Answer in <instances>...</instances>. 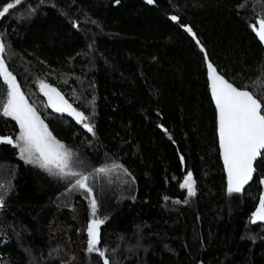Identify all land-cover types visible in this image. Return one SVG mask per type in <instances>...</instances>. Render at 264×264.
<instances>
[{
	"label": "trees",
	"instance_id": "trees-1",
	"mask_svg": "<svg viewBox=\"0 0 264 264\" xmlns=\"http://www.w3.org/2000/svg\"><path fill=\"white\" fill-rule=\"evenodd\" d=\"M261 19L264 0H20L0 17V58L53 136L83 157L78 172L106 160L119 171L114 191H96L94 217L77 194L59 200L78 177L47 174L0 142V264H59L52 221L60 213L75 234L77 201L82 226L104 220L105 257L86 251L80 264H264V223L250 220L264 196V159L241 192H228L204 68L206 58L264 96V43L251 27ZM40 81L94 134L46 106ZM6 89L0 77V138L15 141L18 125L2 115ZM189 172L194 196L181 187Z\"/></svg>",
	"mask_w": 264,
	"mask_h": 264
},
{
	"label": "snow or ice",
	"instance_id": "snow-or-ice-1",
	"mask_svg": "<svg viewBox=\"0 0 264 264\" xmlns=\"http://www.w3.org/2000/svg\"><path fill=\"white\" fill-rule=\"evenodd\" d=\"M119 2V0H117ZM153 3V0H147ZM9 3L0 17L19 4ZM172 20L178 17L172 16ZM251 27L261 42H264V19ZM191 32V28L187 29ZM5 51L0 43V53ZM210 90L218 110V136L222 150L223 162L227 171L228 192L239 193L253 178L254 162L258 157L264 159V96L258 97L248 90H239L229 83L223 76L218 75L211 63L208 64ZM0 77L7 86L6 102L2 103V115L10 117L19 126V135L15 141L12 138H0V142L12 144L17 147L19 154L26 163L38 166L50 175L67 179L78 177L72 185L73 189H83L89 195L92 188L89 186V175L74 171L76 166L73 153L70 149L53 136L48 125L41 119L37 110L29 104L16 77L9 71L3 58H0ZM40 90L48 98V107L57 113H67L81 123L88 133L94 134V128L86 121L88 117L76 110L53 87L41 81ZM183 159V158H181ZM108 167H99L96 172L105 174ZM264 183V181H261ZM181 187L186 188L189 196L195 195V182L189 172ZM2 204V201H0ZM92 214L95 217L97 202L95 197L91 200ZM252 223L264 222V196L259 199V205L251 218ZM104 223L101 219H92L87 225L88 252H96L99 257H105V252L97 246L100 243V226ZM103 264H109L108 259H103Z\"/></svg>",
	"mask_w": 264,
	"mask_h": 264
},
{
	"label": "rangeland",
	"instance_id": "rangeland-1",
	"mask_svg": "<svg viewBox=\"0 0 264 264\" xmlns=\"http://www.w3.org/2000/svg\"><path fill=\"white\" fill-rule=\"evenodd\" d=\"M18 71L19 70H17V72ZM22 72H24V73L27 72L30 74V70L26 66ZM40 83H41V81L37 83V88L39 90V93L41 94V97L44 100L45 105L47 106L48 105V98L40 90ZM4 102H6V99ZM18 130H19V126H18ZM18 135H19V131H18ZM18 135H17V137H18ZM63 144L66 146V148H68L72 151L73 161L77 162L76 166L73 168V170L78 171L79 163H80V165L83 166V162H82L83 157L79 156V155L77 157H75L76 154L74 153L73 149H71V146L68 144H65V143H63ZM86 166L88 168V165H86ZM99 167H108L110 169V171L105 173V174L98 173V172H96V169H98ZM96 169H92L85 174V175L90 176V180L88 181V183H89V186L92 188V194L91 195H89L83 189H78V188L73 189L72 185L74 184V182H75L74 181L72 184H70L69 187L64 188L63 191L60 193V198H59L60 202L63 204L70 205V201H71L72 197L77 194L80 197H82L84 199V201H88V203L91 204V200L95 196V194L97 193L96 192L97 190H102V189L107 190L108 189V191H110V192L114 191L115 187H112V183H113L112 180H114L113 178H118V174H119L118 170L116 172V169H117L116 165L114 163H112L111 161L109 162L108 160H106V161L102 162ZM184 180H185V178L183 179L181 185L184 183ZM0 188H2V185H0ZM81 204H82L81 201L80 202L77 201L72 206L73 207L72 208V216L78 222V226H77V228H75V232L77 231L75 234L72 233L68 227H66L65 225L60 223V220H59L60 213H58L52 221V231H53V234L58 241V263L59 264H80L81 254L86 253V251H87L88 236H87L86 228H87V225L91 222V220L87 221L86 224H84L83 226H82V222L80 223L81 219L83 218V213H82V209H81L82 205ZM258 205H259V203H258ZM258 205H257V207H258ZM257 207L251 213L250 220L253 217V214L256 211ZM72 234H73V236H72Z\"/></svg>",
	"mask_w": 264,
	"mask_h": 264
},
{
	"label": "water",
	"instance_id": "water-1",
	"mask_svg": "<svg viewBox=\"0 0 264 264\" xmlns=\"http://www.w3.org/2000/svg\"><path fill=\"white\" fill-rule=\"evenodd\" d=\"M264 43V42H263ZM211 63L209 60H207L206 58L204 59V68H205V77H206V81H207V89H208V92H209V96H210V99H211V102L213 104V107H214V113H215V132H216V140H217V148H218V155H219V159H220V162H221V166H222V171H223V174H224V177H225V180L227 181V171H226V168H225V165H224V162H223V155H222V150L220 148V145H219V136H218V110L215 106V102H214V99L211 95V90H210V79H209V69H208V64ZM212 64V63H211ZM213 65V64H212ZM213 67L215 68V66L213 65ZM216 69V68H215ZM217 71V70H216ZM217 74L218 75H221L218 71H217ZM222 76V75H221ZM224 77V76H223ZM225 78V77H224ZM226 79V78H225ZM227 80V79H226ZM228 81V80H227ZM229 82V81H228ZM231 83V82H229ZM234 87H236L235 85H233ZM237 89L239 90H246V89H242V88H238L236 87ZM264 151V150H262ZM259 158V157H258ZM261 197V196H260Z\"/></svg>",
	"mask_w": 264,
	"mask_h": 264
}]
</instances>
